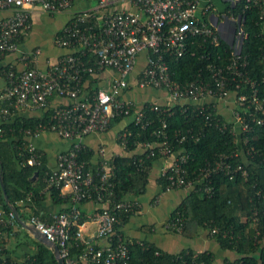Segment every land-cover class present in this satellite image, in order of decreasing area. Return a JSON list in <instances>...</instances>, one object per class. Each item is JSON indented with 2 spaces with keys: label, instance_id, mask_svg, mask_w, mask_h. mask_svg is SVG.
<instances>
[{
  "label": "built area",
  "instance_id": "built-area-1",
  "mask_svg": "<svg viewBox=\"0 0 264 264\" xmlns=\"http://www.w3.org/2000/svg\"><path fill=\"white\" fill-rule=\"evenodd\" d=\"M119 1L121 0H98L97 8L83 9L75 14L58 36L61 45L74 47V50L62 55L47 71L29 66L18 70L11 65L7 71L8 84L0 91V99L15 100L17 107L43 109L49 105L53 96L68 97L72 100L69 104L55 105L49 124L42 123L35 129L27 128L25 131L29 135H35L45 128H51L66 138L77 139L71 148L59 153L57 167L45 170L43 176L44 189L59 188L61 195L70 197L71 205L53 213L50 221L43 220L37 213L30 214L28 219V222L33 223L49 240L58 244L65 264H79L77 256L71 254L74 238L85 244L80 260L95 264H130L127 237L120 226L125 222V215L137 211L139 202L134 197L114 202L111 200L110 195L114 186L112 177L115 173L104 147L99 149L97 177L94 167L92 165L87 167L85 161L79 159V151L86 134L107 129L117 115L129 116L133 113L132 118L142 128H146L151 122L146 112V102L140 105L134 100L116 95L120 87L127 86L128 76L134 70L138 55L142 51H146L147 56L139 84L167 89L169 101L163 104L166 109H170V106L178 101L191 100L205 105L204 99L208 96L224 99L235 94L237 105L234 107L232 118L221 120L214 110L204 113L205 116L222 129L228 128L231 124L230 130L236 136L238 132L241 134L246 132L252 121L264 124V102L258 95L256 81L247 75L245 68L248 61L241 53L245 36L241 16H238L239 24L234 29L232 56L229 62L225 65L210 62L208 64L211 71L210 79L197 77L186 83H179L171 76L165 59L166 54L182 55L189 46L190 38L197 35L202 36L204 40L209 39L212 43H219V25L198 15L201 9L209 10L212 3L209 2L202 8L201 0H128L137 7L136 10L111 9ZM225 1H228V4H235L239 0ZM71 3L72 0H0V8L15 7L11 15L0 20V55L18 49V37L30 24L28 6L40 4L46 9L58 10L68 8ZM252 4L260 7L264 16V0H247V5ZM227 10L229 14L235 16L230 8ZM91 19L95 20L90 22ZM87 49L94 56L93 61L87 57ZM106 67L116 69L120 75L112 80L111 88L100 87L95 93L82 96L85 75ZM242 82L250 86L249 93H238L235 91L237 89L231 88L232 85L235 88L240 87ZM151 103L152 108L156 110L161 108L162 104ZM241 106L244 108L240 109ZM252 108L256 114L252 113ZM10 113L8 106L0 105L1 117H7ZM176 134L178 141L184 142L189 138L199 139L202 131L189 127L177 130ZM120 139L127 149L126 131L121 133ZM156 144L164 155L177 154L174 161L164 169V173L169 172L168 187H192L194 182L187 178V169L184 165L188 155L173 149L167 133H164L161 141ZM137 147L143 148L144 151L151 149L150 154L154 153L152 141H138ZM35 148L37 146L31 143L30 149ZM239 152L241 151L232 154L222 153L213 162H208L201 168L199 179L205 181L202 188L206 193L209 195L214 193L210 177L216 171H223L230 178L237 174L248 177L246 162H235L232 158ZM247 153L251 151H244L245 158L248 156ZM27 162L31 165L40 164V155L35 152ZM257 193L260 195L262 189ZM90 199L100 204L93 218L97 222L96 235L100 240L106 238L105 243H95L84 236L88 219L82 218L81 204ZM250 216L252 220L258 222L257 207H252ZM16 219L18 215L15 210L6 212L0 206L2 226L0 233L3 226L15 223ZM169 222L170 227L177 231L184 227V219L179 212ZM209 228L210 233L218 231L217 226ZM2 249L3 246L0 245V252ZM221 263L238 264L232 259ZM198 264H205V261L202 260Z\"/></svg>",
  "mask_w": 264,
  "mask_h": 264
},
{
  "label": "trees",
  "instance_id": "trees-1",
  "mask_svg": "<svg viewBox=\"0 0 264 264\" xmlns=\"http://www.w3.org/2000/svg\"><path fill=\"white\" fill-rule=\"evenodd\" d=\"M229 8L233 14L242 18L245 36L241 53L248 61L245 70L247 75L256 81L258 95L264 102V16L260 7L253 4L247 5V0L227 4L226 10ZM94 20L91 19L90 22ZM21 39L22 33L18 37L19 44ZM10 52L13 51L0 55V59ZM231 56V44L223 38L220 37L219 43L216 44L197 35L190 38L189 46L182 55L166 54L165 59L172 78L179 83H186L197 77L210 79L211 71L208 64L217 62L225 65ZM87 57H90L91 61L94 60V56L88 49ZM25 61L26 66L34 67L32 55L27 56ZM91 74L87 73L84 81L91 78ZM100 87V85H90L88 94L95 93ZM231 88L237 89L235 91L238 93H249L251 90L250 86L243 82L240 87L235 88L232 85ZM0 105L8 106L11 110L7 117L0 116V206L6 212L11 210L6 202L4 194L6 191L21 219H16L15 223L22 225L21 221L29 219L24 210L26 206L31 205V202L39 201L44 196L41 193L45 186L43 176L45 170L48 169L41 150L38 147L35 150L30 149L29 134L25 131L27 128L35 129L42 123L49 124L55 106L43 108L39 114L24 115L17 110L15 100L2 98ZM145 108L151 119L146 128H142L132 118L121 131V133L127 132V150L133 154H115L109 158L110 166L115 173L112 177L114 186L110 195L111 200L119 201L129 198L131 194H141L146 191L152 164L164 156L156 143L161 141L164 133H167L173 149L188 155V160L184 164L187 169L186 175L194 182L182 201L171 211L170 220L179 212L184 219L181 232L187 236L199 235L203 230H208L209 226H217V232H208L216 239L222 250L230 251L231 254L220 259L212 249L187 248L178 252H170L153 242L127 238L130 264H178L181 262L198 264L202 260L205 264H222L221 262L225 263L230 259L237 261L238 264H264V124L252 121L251 127L241 134L240 143L236 134L230 130L231 124L228 128L222 129L205 116L209 110H214L221 120L227 119L225 115L217 111L212 103L201 105L191 100L178 101L174 102L170 109H166V106L162 104L161 108L156 110L152 108V103L147 101ZM242 108L244 106L240 107ZM251 111L256 114L253 108ZM131 115L133 116V113L129 114ZM125 116L128 115L115 116L111 124ZM248 118L251 119L249 116ZM189 127L202 131L199 139L189 138L184 142H179L177 130ZM138 141L154 142V153L150 154L151 149L138 151ZM241 147L245 152L250 150L251 153H247L248 156L245 158V155L239 152L232 158L235 162H246L248 177L237 174L230 178L223 171H216L210 177L214 193L212 195L206 193L202 188L205 181L199 179L201 168L208 162H213L220 154H232L239 151ZM35 152L40 155L41 163L28 164L27 159ZM93 158L94 151L83 145L79 151V159L85 161L87 167L94 166V164L97 167ZM96 167H94V172L97 177ZM36 172L38 173L35 176ZM168 174L169 172H166L159 177V182L164 189H167L169 184ZM260 189L262 193L259 195L257 191ZM49 190L55 201L70 200L68 195H61L59 188L53 187ZM25 201L31 204L27 205ZM254 206L259 210L258 222L252 220L250 216ZM128 217L125 215L124 220L126 221ZM41 218L45 221L52 219V217L47 220ZM82 218H85L84 214ZM11 227L12 224L3 226L0 233L2 253L5 252L3 237L5 232L10 234ZM32 242L36 249L23 261L20 262L11 256L3 255L0 257V264H59L53 249L46 243L37 238H32ZM84 247L85 244L81 241L75 238L72 240L71 254L77 256L79 264H82L80 256Z\"/></svg>",
  "mask_w": 264,
  "mask_h": 264
},
{
  "label": "crops",
  "instance_id": "crops-1",
  "mask_svg": "<svg viewBox=\"0 0 264 264\" xmlns=\"http://www.w3.org/2000/svg\"><path fill=\"white\" fill-rule=\"evenodd\" d=\"M201 1L202 8L209 2L212 5L209 10L204 11L201 9L198 15L219 25L220 37L231 44L234 39V29L239 24L238 15L234 16L228 13L229 10H226L228 1ZM97 7L98 0H72L68 8L58 10L46 9L40 4L28 6L30 24L22 33L18 49L3 55L0 59V91L8 84V68L11 65L18 70L24 68L27 56H33L34 67L47 71L62 55L73 51L74 47L61 45L58 36L64 25L79 11ZM111 9L136 10L137 7L128 0H121L113 5ZM99 10L98 12H100ZM14 11V6L0 8V20L11 15ZM146 56V51H142L138 55L135 68L128 76L127 86L120 87L116 95L123 99L134 100L140 105L147 101L165 104L169 101L167 89L153 85L141 86L139 84L141 72L146 64ZM91 75L92 77L87 78L83 83L82 96L90 94H88L90 85L111 88L112 80L120 76L119 72L111 67L99 69ZM71 101L68 97L53 96L48 106L69 104ZM204 102L212 103L218 112L227 118H232L234 107L237 105L235 94H231L224 99L208 96L204 99ZM17 110L24 115H33L41 113L42 108L19 106ZM131 119L132 116H125L118 122L110 124L105 130H96L84 136L83 145L94 151L93 162L98 163L101 147H104L108 158L115 154L130 155L132 153L122 145L120 139L122 129ZM237 138L241 143L240 132H238ZM28 140L41 150L48 169H55L58 165L59 153L71 148L77 139L66 138L55 129L45 128L38 134L28 135ZM240 150L244 154L242 147ZM138 151H144V149L138 148ZM176 156V153L164 155L152 164L149 170V182L146 191L141 194L130 195V197L138 200L139 207L137 211L128 215V219L120 226V229L129 239L153 242L170 252H178L187 248L196 250L212 249L222 259L231 253L222 250L208 230H203L199 235L187 236L183 232L170 227V213L182 201L189 189L185 186H172L164 189L159 182V177L164 173V169L174 161ZM93 167H96V165L94 164ZM41 193L44 196L39 201L31 202L32 204L28 203L29 201L24 202L27 205L31 204L24 209L28 214V218L30 214L37 212L40 217L47 220L52 217L53 213L71 205V200L55 201L50 190L43 188ZM98 207H100V204L94 200H86L81 204L83 214L88 219L84 228V236L92 242L105 243L106 238L100 240L96 235L97 222L93 217L96 215ZM15 212L20 218L18 211ZM25 222H28V219ZM20 223L22 225L12 223L9 235L5 232L3 237L5 239V252H0V257L8 255L21 262L35 251L36 247L32 242V238L38 239V237L26 227L24 222ZM82 264L88 263L86 260H82Z\"/></svg>",
  "mask_w": 264,
  "mask_h": 264
},
{
  "label": "water",
  "instance_id": "water-1",
  "mask_svg": "<svg viewBox=\"0 0 264 264\" xmlns=\"http://www.w3.org/2000/svg\"><path fill=\"white\" fill-rule=\"evenodd\" d=\"M1 162V159H0ZM38 172H36L35 176L37 175ZM34 176V177H35ZM5 194V198H6V202L7 204L10 206L11 209L17 211L15 205L11 202L9 195L7 194L6 191H4ZM20 219V218H19ZM21 220V219H20ZM24 222V224L26 225V227L35 234V236L38 237L39 240H41L42 242L46 243L50 248L53 249L57 259H58V263L59 264H65V259L64 257L61 255L60 253V248L58 246V244L52 240H49L45 234H43L33 223L30 222H25L24 220L21 221Z\"/></svg>",
  "mask_w": 264,
  "mask_h": 264
}]
</instances>
